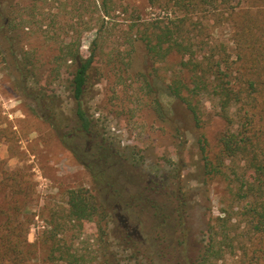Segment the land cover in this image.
<instances>
[{"label":"rangeland","instance_id":"374dc122","mask_svg":"<svg viewBox=\"0 0 264 264\" xmlns=\"http://www.w3.org/2000/svg\"><path fill=\"white\" fill-rule=\"evenodd\" d=\"M148 4L116 0L103 16L94 5L86 11L85 0H0V159L8 172L18 171L23 185L28 239L37 244L34 264H191L208 242L213 218L245 204L234 200L231 166L218 176L205 171L200 138L208 139L213 156L224 128L216 99L200 97L204 115L202 127L197 125L171 87L178 79L189 85L181 56L157 61L143 41L122 36L134 7ZM172 12L148 7L145 15ZM222 19L203 8L197 13L200 29L190 36L205 51L229 42ZM87 21L99 28L88 31ZM100 35L84 97L93 144L78 129L75 64L61 49L77 40L88 54ZM102 139L113 153L99 150ZM79 187L102 206L99 221L70 218L69 190ZM234 221L242 233L243 217L235 213ZM68 254L70 263L61 259ZM247 259L239 251L224 264Z\"/></svg>","mask_w":264,"mask_h":264},{"label":"trees","instance_id":"16d2710c","mask_svg":"<svg viewBox=\"0 0 264 264\" xmlns=\"http://www.w3.org/2000/svg\"><path fill=\"white\" fill-rule=\"evenodd\" d=\"M85 1L86 11L94 5L103 16L109 15L108 7L116 2ZM148 1L144 10L137 5L134 7L131 24L122 36L143 41L148 53L157 61H165L173 54L181 56L180 63L189 85L178 79L171 87L176 96L186 101L197 125L202 127L204 115L200 97L209 94L216 99V113L224 121V128L218 137V151L213 156L207 152L208 139L205 135L200 138L201 150L205 153V171L218 176L225 173V167L231 166L232 173L237 176L233 180L237 187L234 200L245 202L238 211L232 204L221 210L223 215L213 218L208 242L191 264H224L227 255L234 256L239 251H242V257H248L247 264H264V0ZM148 7L173 9V16L171 13L165 18H147ZM203 8L215 13L217 18L223 17L219 24L230 33L229 42H222L208 51L190 36L193 28H199L197 13ZM87 24L88 31L99 28L97 21L94 24L87 21ZM101 37L97 36L91 43L88 54L77 40L61 49L63 58L75 64L71 86L77 100L78 129L92 136L93 141L89 142L93 144V123L84 107V97ZM183 88L186 94H183ZM2 133L0 129V141ZM98 144L99 150L113 153L114 148L105 139ZM240 167L245 169L242 174ZM247 172L249 176H246ZM18 174V171L8 172L0 159V264H34L37 257V244L28 239L31 218L21 199L24 189ZM95 177L100 178L101 174ZM104 186L111 188L112 184ZM68 195L71 219L82 224L100 220L102 206L90 190L72 188ZM235 213L244 220L242 233L238 234ZM70 256L73 255L61 259L70 263Z\"/></svg>","mask_w":264,"mask_h":264}]
</instances>
